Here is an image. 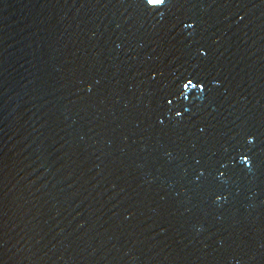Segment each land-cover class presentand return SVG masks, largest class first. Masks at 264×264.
Returning <instances> with one entry per match:
<instances>
[{"label":"water","instance_id":"95a60500","mask_svg":"<svg viewBox=\"0 0 264 264\" xmlns=\"http://www.w3.org/2000/svg\"><path fill=\"white\" fill-rule=\"evenodd\" d=\"M0 264H264V0H0Z\"/></svg>","mask_w":264,"mask_h":264},{"label":"snow or ice","instance_id":"6c2138e0","mask_svg":"<svg viewBox=\"0 0 264 264\" xmlns=\"http://www.w3.org/2000/svg\"><path fill=\"white\" fill-rule=\"evenodd\" d=\"M158 2H159V0H158Z\"/></svg>","mask_w":264,"mask_h":264}]
</instances>
